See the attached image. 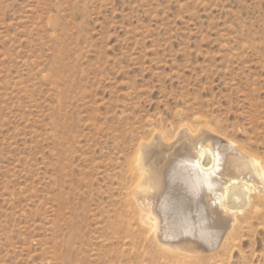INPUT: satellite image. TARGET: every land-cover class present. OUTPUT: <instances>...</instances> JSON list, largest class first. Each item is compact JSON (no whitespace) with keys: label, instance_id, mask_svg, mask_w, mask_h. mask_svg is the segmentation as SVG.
Wrapping results in <instances>:
<instances>
[{"label":"rangeland","instance_id":"obj_1","mask_svg":"<svg viewBox=\"0 0 264 264\" xmlns=\"http://www.w3.org/2000/svg\"><path fill=\"white\" fill-rule=\"evenodd\" d=\"M182 127L264 161V0H0V264H173L125 176ZM198 250L264 264V225Z\"/></svg>","mask_w":264,"mask_h":264},{"label":"bare ground","instance_id":"obj_2","mask_svg":"<svg viewBox=\"0 0 264 264\" xmlns=\"http://www.w3.org/2000/svg\"><path fill=\"white\" fill-rule=\"evenodd\" d=\"M126 162L133 226L173 264L264 225V161L208 130L154 132Z\"/></svg>","mask_w":264,"mask_h":264}]
</instances>
